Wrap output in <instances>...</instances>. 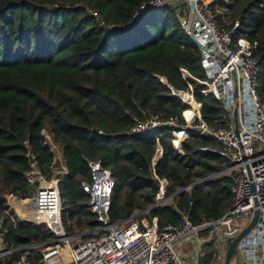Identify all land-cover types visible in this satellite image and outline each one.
<instances>
[{"label": "trees", "instance_id": "16d2710c", "mask_svg": "<svg viewBox=\"0 0 264 264\" xmlns=\"http://www.w3.org/2000/svg\"><path fill=\"white\" fill-rule=\"evenodd\" d=\"M147 1L0 0V218L6 250L52 236L43 228L14 223L4 199L5 194L31 198L38 183L26 177L34 170L44 178L52 176L54 154L44 131L62 149L66 173L58 176V189L61 220L69 236L99 227L81 188L91 179L89 162H100L111 172L113 222L138 214L156 217L162 228L179 224L187 214L196 224L217 220L231 208V178L210 177L226 169L227 162L198 151L201 146H218L215 141L192 137L183 143L182 156L173 150L170 136H163L162 155L152 167L157 132L129 134L146 118H181L186 109L160 78L184 91L188 83L195 90L202 86L194 79L185 82L180 68L193 78H205L202 53L175 12L153 9L132 21L134 10ZM228 1L221 4L216 21L229 29L238 23L235 37L257 42V93L264 103V0ZM88 10L104 25H98ZM194 97L201 103L203 121L224 128L227 114L222 103L211 94L196 92ZM158 179L167 181L169 200L152 207ZM205 249L199 264H214V242L206 243ZM22 255L12 252L0 263L14 264Z\"/></svg>", "mask_w": 264, "mask_h": 264}, {"label": "built area", "instance_id": "2783aa9c", "mask_svg": "<svg viewBox=\"0 0 264 264\" xmlns=\"http://www.w3.org/2000/svg\"><path fill=\"white\" fill-rule=\"evenodd\" d=\"M211 4L212 0H148L134 10L132 21L153 9L175 12L186 36L192 35L206 48L201 51L205 78H193L186 69L180 68L185 82L194 79L202 86L195 90L188 83L185 91L170 89L171 95L186 106L181 118L152 116L133 126L129 134L145 136L157 132L152 167L162 155L159 140L163 136H170L173 150L182 156L183 143L192 137L215 141L218 146H201L198 151L216 154L227 162L228 167L223 172L231 175V208L217 220L202 219L196 224L187 214H182L179 224L162 228L156 217L143 226L131 224L138 214L113 222L109 216L114 187L111 172L102 168L100 162H89L91 179L83 182L81 188L89 197L87 205L99 227L81 235L66 234L61 220L59 178L52 174L51 180L43 181L34 193L31 200L34 220L29 221L44 226L52 235L51 239L12 251L0 247V259L22 251L23 255L14 264H183L173 248L175 243L196 240L203 246L214 241L216 245L221 239H234L258 210L257 223L238 243L236 256L240 264H264V103L257 93V42L246 36L235 37L238 23L230 29L220 26ZM88 12L97 18L98 25H104L97 13ZM196 92L203 96L211 94L222 103L227 114L224 128H214L203 121L201 103L194 97ZM234 110L237 126L232 121ZM26 178L38 184L45 179L37 170ZM158 183L155 206L169 200L165 193L167 181L158 179ZM6 196L8 201L14 199L13 195ZM5 232L2 217L0 246ZM196 250L194 254L199 259L203 253L200 254L201 248ZM217 260H221L219 253Z\"/></svg>", "mask_w": 264, "mask_h": 264}, {"label": "rangeland", "instance_id": "374dc122", "mask_svg": "<svg viewBox=\"0 0 264 264\" xmlns=\"http://www.w3.org/2000/svg\"><path fill=\"white\" fill-rule=\"evenodd\" d=\"M227 3H231L228 0H212V10L215 12V14H222V9L220 8L221 4H227ZM224 20H226V17H224ZM228 23V22H227ZM44 137H45V141L48 144V146L50 147V149L52 150L53 154H54V159H53V163L55 166V176H61V172H63L62 168H60V165L62 164V149L59 145L55 144L52 141L51 135H49L46 131H44ZM227 176V177H231V175H229L228 173L223 174L221 176ZM51 180L50 178H45L43 180H41L38 184V186L43 182V181H49ZM34 194L32 195L31 198H29L28 200H20L16 197H14V199H11L10 201H8V198L6 196V194L4 195V199L6 200V203L8 205V210L6 214H9L12 211V215H11V219L14 223L18 224H24V225H28V226H34V227H39V228H43L44 230H46V228L42 225H36L34 223H31L29 221L23 220L21 219V217L17 214L16 212V206L18 202H22V201H27L26 204H24V207L27 208L28 210L31 209V200L33 199ZM144 214V213H143ZM144 216V215H143ZM146 221L149 222L150 219L147 218V216L145 217H137L136 220H134L131 224H135L137 226H143L146 224ZM205 236H207V234H205ZM203 238V236L201 237ZM215 242V241H214ZM226 239H221L220 240V244L216 241L217 244L220 245V250H219V254L221 255V260H217L215 261L216 263L214 264H223L224 262V255H225V250H226V246L225 245ZM73 243V242H72ZM2 248H5V244L4 242H2L1 246ZM174 250L176 251V253L180 256V259L182 260L183 264H188L189 262L193 261V256L191 257L192 254V250L194 251L195 249H192V247H190V245L188 244V242H184V241H179L177 243L174 244L173 246ZM204 249L203 247H201L200 250V254L203 253ZM190 255V256H189ZM239 256H235L233 255L230 258L229 264H240Z\"/></svg>", "mask_w": 264, "mask_h": 264}, {"label": "water", "instance_id": "95a60500", "mask_svg": "<svg viewBox=\"0 0 264 264\" xmlns=\"http://www.w3.org/2000/svg\"><path fill=\"white\" fill-rule=\"evenodd\" d=\"M188 38L199 48L200 51H206V48L203 47L199 42H197L192 35H189ZM160 81L163 82L169 89H171L173 92H176L175 89H173L167 82L166 79L164 77L160 78ZM237 113L234 110L233 112V123L235 126H237V119H236ZM28 159L30 162L33 161L31 156H28ZM85 161L88 162V160L85 158ZM224 173L223 171L218 172L210 177H216L220 174ZM152 207H156L155 205ZM151 209V208H149ZM148 209V210H149ZM147 211V210H146ZM146 211H144L143 213H145ZM259 217V212L258 210H255L253 213V217L251 218V221L249 222V224L234 238V239H228L226 240V251H225V257H224V263L223 264H229L230 258L233 255H237V245L238 243L244 239L245 237H247L251 231V229L256 225L257 220ZM129 219H131V217H129ZM87 235L84 234V237H86Z\"/></svg>", "mask_w": 264, "mask_h": 264}, {"label": "crops", "instance_id": "0c3cea01", "mask_svg": "<svg viewBox=\"0 0 264 264\" xmlns=\"http://www.w3.org/2000/svg\"><path fill=\"white\" fill-rule=\"evenodd\" d=\"M54 168H55V166H54V163H53L52 166H51V172H52V174H55L56 173ZM60 168H62V170H63V172H61V173H66V169H65L63 160H62V164L60 165ZM224 170H222V171H224ZM219 172H221V171H219ZM223 174H226V173H222V174H220L218 176H221ZM26 200H28V199H26ZM188 244L190 245V247H192V249H195V251H193V250L191 251L192 252L191 257L193 256V261L192 262H189L188 264H199L200 258L198 259V257L194 253L198 252L196 249L203 247V249H204L203 255H204L205 254V251H206L205 244L203 246H200V244L196 240L190 241V242H188ZM219 244H220V242H219ZM219 244L216 243L217 246L215 245L216 248L218 249V253H219L220 245H221V244L220 245ZM224 246H226V244Z\"/></svg>", "mask_w": 264, "mask_h": 264}, {"label": "bare ground", "instance_id": "6f19581e", "mask_svg": "<svg viewBox=\"0 0 264 264\" xmlns=\"http://www.w3.org/2000/svg\"><path fill=\"white\" fill-rule=\"evenodd\" d=\"M27 201L18 202L16 206V212L23 220L33 221V213L31 209H27L24 207Z\"/></svg>", "mask_w": 264, "mask_h": 264}]
</instances>
